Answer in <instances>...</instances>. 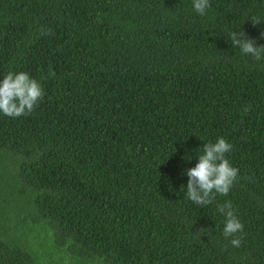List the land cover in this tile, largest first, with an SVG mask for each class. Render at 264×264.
<instances>
[{
	"label": "trees",
	"instance_id": "trees-1",
	"mask_svg": "<svg viewBox=\"0 0 264 264\" xmlns=\"http://www.w3.org/2000/svg\"><path fill=\"white\" fill-rule=\"evenodd\" d=\"M210 5L0 0V79L26 71L44 89L31 114L0 113V157L31 194L0 202V264H34V237L73 264H264V59L231 40L264 45V0ZM218 137L238 179L196 206L186 169ZM225 202L239 247L222 234Z\"/></svg>",
	"mask_w": 264,
	"mask_h": 264
},
{
	"label": "clouds",
	"instance_id": "clouds-1",
	"mask_svg": "<svg viewBox=\"0 0 264 264\" xmlns=\"http://www.w3.org/2000/svg\"><path fill=\"white\" fill-rule=\"evenodd\" d=\"M210 7V0H193V8L197 14H206ZM262 22L264 20L260 18L252 19L253 25ZM42 34L49 32L42 30ZM260 35L264 37V32ZM231 40L232 45L239 47L242 54L250 55L256 61L264 59V45H257L255 39L247 38L243 31L234 30ZM43 97L44 89L41 82L32 78L26 71H9L0 79V113L10 118L31 114ZM249 107L245 106V113L249 111ZM231 150V143L223 137L203 145V154L198 156L195 166L186 169L187 197L192 204L206 207L215 200L216 195H228L239 173L226 157ZM217 210L225 217L223 236L231 237V244L239 247L241 236L237 234L243 232L244 226L235 215L231 202L218 205Z\"/></svg>",
	"mask_w": 264,
	"mask_h": 264
},
{
	"label": "rangeland",
	"instance_id": "rangeland-1",
	"mask_svg": "<svg viewBox=\"0 0 264 264\" xmlns=\"http://www.w3.org/2000/svg\"><path fill=\"white\" fill-rule=\"evenodd\" d=\"M15 168H16L15 160H13V158H11L10 155L0 157V200H1L0 202H4V198L6 197L8 200L4 203L8 204L9 202H13L12 203L13 206L11 205L13 209L19 208L21 206H25L24 205L25 199H27L31 195L28 192L26 193L21 192L23 185L21 183V180L17 178ZM25 213H27L26 209H25ZM4 226H5V219H0V230L2 231L6 230L7 228ZM36 229L37 228H35V230ZM8 231L10 232V230ZM24 234L26 237L29 238L28 232H25ZM6 236L9 238L8 234ZM6 236H4V239L7 241ZM34 238L35 239H33V241H34L35 248H33L32 246H28L27 248L29 250L35 251V255H34L35 263L34 264H73L70 259L65 257L67 256V253L62 252L61 250H58L59 251L57 252L58 256L56 254L47 256V252H49L48 250L49 245L45 246L43 244H39L42 241L38 240L36 237ZM23 239L24 240H22V242H20L19 245H22L25 247L26 245L25 242L28 240L24 237ZM49 239L47 241H49ZM88 262L89 261L85 260V261H82L81 263L86 264Z\"/></svg>",
	"mask_w": 264,
	"mask_h": 264
}]
</instances>
